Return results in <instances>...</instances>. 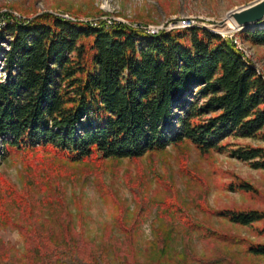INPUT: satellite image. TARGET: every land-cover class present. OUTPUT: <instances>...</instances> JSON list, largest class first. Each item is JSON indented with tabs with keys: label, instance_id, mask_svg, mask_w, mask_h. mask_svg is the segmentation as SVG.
I'll list each match as a JSON object with an SVG mask.
<instances>
[{
	"label": "trees",
	"instance_id": "trees-1",
	"mask_svg": "<svg viewBox=\"0 0 264 264\" xmlns=\"http://www.w3.org/2000/svg\"><path fill=\"white\" fill-rule=\"evenodd\" d=\"M6 15L0 24L1 160L48 155L74 165L135 160L185 142L202 153L223 152L222 142L230 136L264 140V76L220 34L200 28L153 34L51 12ZM246 36L264 45V27ZM233 154L264 169V147ZM47 173L40 183L29 182L37 190L33 194L30 188L27 193L1 188L0 220L10 221L16 210L28 218L60 209L65 230L53 235L38 226L29 232L30 262L62 264L71 256L96 262L101 256L95 249L72 236L67 207L59 201L60 172ZM8 199L20 209H9ZM166 210L188 223L182 210ZM221 215L243 226L264 220L258 210ZM250 252L264 255V246Z\"/></svg>",
	"mask_w": 264,
	"mask_h": 264
},
{
	"label": "rangeland",
	"instance_id": "rangeland-1",
	"mask_svg": "<svg viewBox=\"0 0 264 264\" xmlns=\"http://www.w3.org/2000/svg\"><path fill=\"white\" fill-rule=\"evenodd\" d=\"M257 1L0 0V24L7 12L19 17L51 12L94 24L125 23L153 33L172 31L169 26L187 18L194 20L193 26L175 30L200 28L230 39L264 76V45H254L246 36L255 29L222 24L232 11ZM222 144L223 152L202 153L185 142L135 160L74 165L48 155L31 160L13 155L0 158V189L11 185L17 193L30 188L33 194L37 190L29 182L40 183L45 173L60 172L59 201L67 207L72 236L101 256L96 262L71 256L62 264H264V255L250 252L251 247L264 246V220L243 226L221 215L228 210L264 212V169L233 154L239 148L264 147V140L230 136ZM244 183L252 189L242 188ZM8 200L9 209H20ZM166 208L182 210L188 223L168 215ZM57 211L62 213L43 209L27 218L16 210L10 221L0 220V264H34L26 238L38 226L53 235L63 231ZM167 241L162 252L161 244ZM40 258L37 254L36 260Z\"/></svg>",
	"mask_w": 264,
	"mask_h": 264
},
{
	"label": "water",
	"instance_id": "water-1",
	"mask_svg": "<svg viewBox=\"0 0 264 264\" xmlns=\"http://www.w3.org/2000/svg\"><path fill=\"white\" fill-rule=\"evenodd\" d=\"M235 24V28H246L264 22V0H259L251 5L232 11L229 16ZM227 20L223 21L225 24Z\"/></svg>",
	"mask_w": 264,
	"mask_h": 264
},
{
	"label": "bare ground",
	"instance_id": "bare-ground-1",
	"mask_svg": "<svg viewBox=\"0 0 264 264\" xmlns=\"http://www.w3.org/2000/svg\"><path fill=\"white\" fill-rule=\"evenodd\" d=\"M227 21H228V25H229L230 27L234 28L235 24H234V22L232 21V19L228 17V20H227ZM180 22H192V23H189L188 25H183V27H181V28H187V27H192V26H193L194 20L185 18V19H182ZM173 23H174V22H173ZM263 27H264V22L261 23V24L253 25V26L246 27V28L257 29V28H263ZM172 29L175 30V28H172ZM176 29H177V28H176ZM153 33H155V32H153Z\"/></svg>",
	"mask_w": 264,
	"mask_h": 264
},
{
	"label": "built area",
	"instance_id": "built-area-1",
	"mask_svg": "<svg viewBox=\"0 0 264 264\" xmlns=\"http://www.w3.org/2000/svg\"><path fill=\"white\" fill-rule=\"evenodd\" d=\"M189 23H192V22H178L177 24H174V25H171L169 26V28H181L183 27V25H188ZM153 32H157L158 30H151Z\"/></svg>",
	"mask_w": 264,
	"mask_h": 264
}]
</instances>
